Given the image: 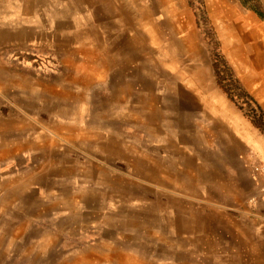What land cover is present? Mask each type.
Here are the masks:
<instances>
[{"label":"rangeland","instance_id":"obj_1","mask_svg":"<svg viewBox=\"0 0 264 264\" xmlns=\"http://www.w3.org/2000/svg\"><path fill=\"white\" fill-rule=\"evenodd\" d=\"M208 1L0 0V264H264L263 80L227 28L264 44V0Z\"/></svg>","mask_w":264,"mask_h":264},{"label":"bare ground","instance_id":"obj_2","mask_svg":"<svg viewBox=\"0 0 264 264\" xmlns=\"http://www.w3.org/2000/svg\"><path fill=\"white\" fill-rule=\"evenodd\" d=\"M223 1V0H222ZM209 4L213 5L215 2L211 3V0L208 1ZM221 2V1H220ZM225 0L220 4L221 8H223V4ZM217 5H215L216 7ZM212 7V6H211ZM229 14L232 12L233 16L237 19H244L245 16L231 3L228 2ZM213 11V10H212ZM246 11V10H245ZM225 13V12H224ZM222 14V13H221ZM224 16V15H223ZM233 17V18H234ZM225 18V17H224ZM251 18V17H250ZM161 21V20H160ZM225 21V20H224ZM227 22V21H225ZM253 22V21H252ZM235 23V22H234ZM238 23V22H237ZM242 23V22H241ZM157 25V24H156ZM220 25V24H219ZM223 27V26H221ZM220 28V27H219ZM230 33L232 32L235 35V40H237L236 46H234L233 55L237 57L241 61L249 62L250 66V78L253 80H263L262 89L264 90V44L260 41L257 35L252 34L251 31H246L244 27H241L238 32L236 28L232 29L231 27H227ZM252 29V28H251ZM226 31V30H225ZM241 31V33H240ZM177 33V32H176ZM219 33V32H218ZM223 33V31H222ZM182 34V33H181ZM227 34V32H226ZM228 39V38H227ZM259 39V40H258ZM235 43V42H234ZM228 44V43H227ZM231 50V49H230ZM167 54V53H166ZM251 59V60H249ZM247 64V63H246ZM247 68V67H246ZM5 78V77H4ZM246 80V79H245ZM207 100V99H206ZM215 105V104H214ZM229 109V108H228ZM230 123V122H229ZM237 123V122H236ZM58 132V131H57Z\"/></svg>","mask_w":264,"mask_h":264},{"label":"trees","instance_id":"obj_3","mask_svg":"<svg viewBox=\"0 0 264 264\" xmlns=\"http://www.w3.org/2000/svg\"><path fill=\"white\" fill-rule=\"evenodd\" d=\"M241 2H243V4H245V0H241Z\"/></svg>","mask_w":264,"mask_h":264}]
</instances>
